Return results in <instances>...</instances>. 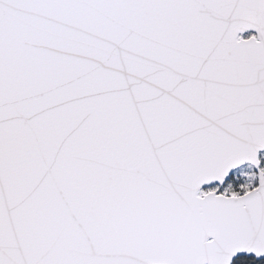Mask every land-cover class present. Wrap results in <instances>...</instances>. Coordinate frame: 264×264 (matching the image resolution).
Here are the masks:
<instances>
[{
    "label": "snow or ice",
    "instance_id": "1",
    "mask_svg": "<svg viewBox=\"0 0 264 264\" xmlns=\"http://www.w3.org/2000/svg\"><path fill=\"white\" fill-rule=\"evenodd\" d=\"M0 264H264V0H0Z\"/></svg>",
    "mask_w": 264,
    "mask_h": 264
}]
</instances>
